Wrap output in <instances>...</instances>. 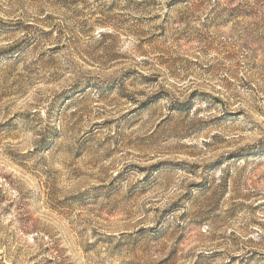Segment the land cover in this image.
Segmentation results:
<instances>
[{
    "label": "rangeland",
    "instance_id": "374dc122",
    "mask_svg": "<svg viewBox=\"0 0 264 264\" xmlns=\"http://www.w3.org/2000/svg\"><path fill=\"white\" fill-rule=\"evenodd\" d=\"M0 264H264V0H0Z\"/></svg>",
    "mask_w": 264,
    "mask_h": 264
}]
</instances>
